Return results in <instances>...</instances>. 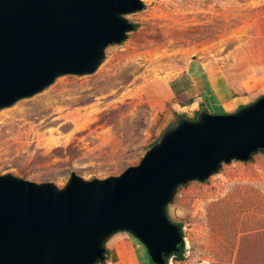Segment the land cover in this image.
<instances>
[{
	"label": "rangeland",
	"instance_id": "374dc122",
	"mask_svg": "<svg viewBox=\"0 0 264 264\" xmlns=\"http://www.w3.org/2000/svg\"><path fill=\"white\" fill-rule=\"evenodd\" d=\"M136 29L91 75L57 78L0 111V175L65 186L137 166L179 118L235 114L264 97V0H142ZM181 227L168 264H264V153L180 187L167 206ZM100 264H151L132 235Z\"/></svg>",
	"mask_w": 264,
	"mask_h": 264
},
{
	"label": "water",
	"instance_id": "95a60500",
	"mask_svg": "<svg viewBox=\"0 0 264 264\" xmlns=\"http://www.w3.org/2000/svg\"><path fill=\"white\" fill-rule=\"evenodd\" d=\"M142 9V0H0V111L59 77L93 74L105 50L134 30L124 16ZM259 152L264 97L235 114L179 118L117 177L72 173L58 189L0 175V264H100L120 232L140 242L151 264H166L184 246L167 217L178 189Z\"/></svg>",
	"mask_w": 264,
	"mask_h": 264
},
{
	"label": "trees",
	"instance_id": "16d2710c",
	"mask_svg": "<svg viewBox=\"0 0 264 264\" xmlns=\"http://www.w3.org/2000/svg\"><path fill=\"white\" fill-rule=\"evenodd\" d=\"M136 29V26H134V30ZM156 144V143H154ZM153 144V145H154ZM181 228V227H180ZM181 233H182V229H181ZM182 236H183V233H182ZM183 250H184V247L180 248L179 251L177 253H172L170 256H168L166 259H165V263L168 264V261L169 259L173 258V259H181L182 255H183Z\"/></svg>",
	"mask_w": 264,
	"mask_h": 264
}]
</instances>
